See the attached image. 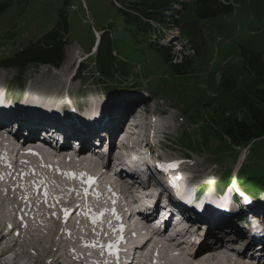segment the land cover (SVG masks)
<instances>
[{
  "label": "rangeland",
  "instance_id": "374dc122",
  "mask_svg": "<svg viewBox=\"0 0 264 264\" xmlns=\"http://www.w3.org/2000/svg\"><path fill=\"white\" fill-rule=\"evenodd\" d=\"M10 1V6L0 9V61L32 46L60 22L63 23L64 18L60 14L64 11L68 33L61 34L65 44V58L60 67L31 63L24 69L22 78L26 87L16 93H22L17 102L8 95L7 89L8 81L17 75V68L0 65V109H6L0 111L4 114L0 117L5 122H8L6 118L9 117L6 115L9 111L13 112L19 105L24 107L23 111L34 109L37 114L41 112V117L46 121H58L67 128L68 125H79L81 130H77V127L73 129L80 132L82 126H89L79 123L84 112H90L91 115L107 113L128 104L126 112L133 113L138 103H149V111L144 118L149 119L147 121L150 126L158 121L169 123L170 133H155L151 127L147 142L142 143L143 148L145 144L148 146L138 156H142L149 168L154 170L159 169L158 162H178V167L173 171L164 175L155 174V177L161 179L160 185L187 201L191 211L197 213H191L192 218H206L207 222H203L206 228L218 225L226 229L236 226L246 229L247 223H242L232 202L238 187L244 191L241 183L236 184L235 175L239 169L241 182L250 172L264 165V138L253 143L250 149L229 146L231 144L222 137L219 126L221 122H227L229 117L234 116V109L231 96L224 93L222 86H231L226 77L233 78L238 89L251 81V75L241 56V47L264 56V0H219L224 4H231L234 12L198 21L197 26L202 31L195 39V48L185 41L192 68L182 75L174 72L162 60L156 45L152 46V36L161 39L159 35H151L150 28L147 31H137L134 24L125 22L113 0H69L67 5L64 4L65 0H0V6ZM183 1L189 2V6L182 11L181 22L196 21L193 5L195 0ZM103 32L107 34L102 50L114 52L113 56L116 53V66L121 68L122 75L129 78L126 82L114 77L115 83H121L118 84L117 93L110 98H106L99 89V73L94 62L96 54L92 53L93 47L98 43L96 33H100V36ZM178 33L176 29L165 30L164 43L169 45L172 42L175 45ZM100 39L102 40L101 37ZM183 50L186 51V48L181 45L171 50L173 64H180L179 55ZM85 58L77 72L76 65ZM236 115L241 117V112ZM150 144L153 145L149 146ZM58 158L60 161H67L65 158ZM70 163L74 162L65 164L67 166ZM44 167L41 164H29L23 168L20 176L15 174V180L8 182L4 181V177L11 167L6 160H0V250L7 249L10 237L23 230L20 220L31 223L33 227L29 236L30 245L24 247L23 256L15 259L14 264H57L56 261L62 257L59 256L56 260L62 250L59 248L61 236L66 234L70 240L75 238L73 232L68 230L65 209L69 212L83 202L82 208L84 207L86 216L83 223H93V216H100L101 219V215H105V209L91 212L90 205L86 204L89 199L101 201L96 193V196L89 193L93 187L87 188V177L81 179L72 167L70 172L76 173L79 178H67L64 173ZM224 171H232L230 184L222 191L217 190L216 181L223 176ZM168 177L175 179L174 182ZM77 184L82 190L70 191ZM45 189L49 193L47 197L44 195ZM261 197H264L263 194ZM42 198L46 200L42 202ZM260 207H264V202L248 206L255 216ZM94 208L100 210L102 207ZM100 219L93 224H98ZM250 221L248 225L252 224L254 229L258 226L264 229V224L260 221ZM6 223L9 226L3 231ZM105 224L98 225L101 227L98 233H102V226ZM120 224L121 221L117 222V226ZM83 227L82 233H88L94 226ZM247 232L253 231L247 228ZM85 240L89 241V238ZM63 242L66 244V251L68 243ZM76 251L75 255L83 252Z\"/></svg>",
  "mask_w": 264,
  "mask_h": 264
},
{
  "label": "trees",
  "instance_id": "16d2710c",
  "mask_svg": "<svg viewBox=\"0 0 264 264\" xmlns=\"http://www.w3.org/2000/svg\"><path fill=\"white\" fill-rule=\"evenodd\" d=\"M68 1L65 0L64 4L67 5ZM118 2L123 6V9L119 11L124 16L125 22L134 24L137 31H147L149 28L151 32L156 31L151 26L153 22L163 30L161 33L158 30L161 37L165 34L166 29L178 28L181 38L189 43H194L201 32L197 26L198 21L183 24L180 22L182 12L175 6L179 5L182 9H186L188 3L179 2V0H118ZM193 4L199 20L229 15L234 11L231 4H224L218 0H196ZM10 5L11 1L1 5L0 9H6ZM60 15L64 18L63 23L60 22L56 28L36 44L17 52L13 57L7 58L6 62L24 68L30 63H60L64 53L62 33L68 32L66 14L62 12ZM102 43L95 60L96 69L99 73L97 80L103 95L110 98L118 91L112 80L121 74V68L116 66L112 51L109 53L102 50ZM151 43L152 46L158 47L162 60L171 65L176 73L182 75L191 68L185 53L180 54L181 65L172 64L174 58L171 55L172 46L160 45L159 40H154ZM241 56L246 70L251 75V81L237 89L235 80L230 77L227 78L231 86L224 84V91L232 98L234 116L229 117L227 122H221L219 126L222 129V137L236 147H246L253 141L264 137V56L246 47H241ZM117 78H121V76L119 75ZM23 86V80H18L11 83L9 88L13 95L18 96L16 93L23 91ZM238 112H241V117L236 115ZM223 176L216 184L218 190H223L230 184L231 172H226ZM237 182L244 186V191L241 189L243 193L252 199H257L260 194L264 195V165L260 169L250 172L241 182L238 175ZM238 199V196L235 195L233 200L236 203Z\"/></svg>",
  "mask_w": 264,
  "mask_h": 264
},
{
  "label": "bare ground",
  "instance_id": "6f19581e",
  "mask_svg": "<svg viewBox=\"0 0 264 264\" xmlns=\"http://www.w3.org/2000/svg\"><path fill=\"white\" fill-rule=\"evenodd\" d=\"M32 103H35V102H32ZM39 103V102H38ZM13 105V104H12ZM38 107V106H37ZM123 108H118L117 110L114 109L112 110V112H107V113H96L94 116H92V120L95 121L96 123L95 124V127L98 126V129H101V131H105L107 130L105 127H107L108 125V128H110L111 126H113V121L116 120L120 115H121V110ZM34 110V109H33ZM41 111V110H39ZM2 112V111H1ZM5 113V112H4ZM127 113V112H126ZM9 114V113H8ZM38 117H41L42 116V113L39 112L37 114ZM48 118V117H46ZM53 118V117H52ZM7 119V118H6ZM146 120H149L147 118H145ZM45 120V119H44ZM4 121V120H3ZM46 121V120H45ZM58 122V121H57ZM67 123V122H66ZM75 123V122H74ZM111 123V124H110ZM119 123V122H118ZM152 123V122H151ZM154 123V122H153ZM66 127V126H65ZM152 127V132H155V133H164V134H168L170 132H168V128H169V123L167 124L166 122H162V121H158V122H155L154 123V126L151 125ZM87 129H90V128H86ZM91 130V129H90ZM125 131V128L123 130V132ZM77 134V133H76ZM35 133L34 132H29L26 134V137H34ZM120 137V135L116 138L115 142L117 141V139ZM136 137H137V133L135 132V130H132V133L127 136V138L125 139V145H128V144H132L130 147H128L130 149V152H131V159H128L126 160L127 163H136V158H138V153L139 151H137L135 149V145L134 144H137L136 143ZM40 141V140H39ZM29 143H35V142H29ZM116 144V143H115ZM148 144H145V148H147ZM142 149L140 150H143L145 148H143V145L141 147ZM86 153H89V152H86ZM143 153V152H142ZM141 153V154H142ZM140 154V155H141ZM124 159V157L122 158ZM7 162V161H6ZM72 162V161H70ZM26 163H29V164H32V163H36V164H41L42 166L45 165V167H49L50 169L54 170V171H57V173H60V170L64 169L65 173H69L70 171V168L72 167L74 172L76 171V173H85L87 175H85L84 177H87V176H92L88 166L84 163H77V162H74V163H70L69 165L66 166V164L64 162H61L60 160H58L57 158H55L54 156L52 155H47L46 158H41V157H38V158H34L32 160H30L29 162H26ZM121 163H124L121 161ZM68 164V163H67ZM44 167V168H45ZM46 167V168H47ZM130 167V166H128ZM152 167V166H151ZM130 168H134V166L130 167ZM48 170V169H47ZM56 173V174H57ZM20 175V174H19ZM80 177V175H78ZM67 177V175L65 176ZM93 177V176H92ZM155 177V176H154ZM68 178V177H67ZM65 180V178H64ZM151 186H149L150 188ZM151 199V198H150ZM153 201L157 199V197H153L152 198ZM98 201V200H97ZM93 204V203H92ZM175 205H180L178 204V202H175ZM182 210H184L183 214L184 215H189V213L187 212V207H184L182 205H180ZM99 209H102V208H99ZM84 209L82 208V210L80 212H82ZM194 213V212H193ZM202 217V216H201ZM193 221H195L193 219ZM116 222V220H109V221H106L104 223H106L104 226H102V233L103 231L106 229H109V225H114ZM199 223V228L205 230L202 222H198ZM96 225V224H95ZM95 225H93L95 227ZM248 226V225H247ZM93 227V228H94ZM98 226L96 225V229L97 231L99 230V228H101L100 226L97 228ZM228 227V226H227ZM250 227L252 228L253 232H254V227L252 226V224H250ZM92 228V229H93ZM232 229V228H230ZM249 229V228H248ZM116 231H113L112 233H110L108 236H112L115 234ZM256 233L257 235L260 236V238L262 239L261 241L259 240H256L254 241L255 245H252V253L256 256H260L261 255V251L260 249H262V247L264 248V229L263 228H260L258 227L257 230H256ZM218 232L217 231H208L207 232V235H214L215 237L217 236ZM230 234V233H229ZM219 236V235H218ZM231 236H228L226 239H230ZM251 240H249V238L246 239L245 242H248ZM211 241L209 242H205L204 244H206V246H211L210 245ZM246 244V243H245ZM15 246V245H13ZM12 247V246H11ZM99 250L101 248H98ZM210 251H213V250H209ZM141 253V252H140ZM263 254V253H262ZM3 255V254H2ZM0 255V256H2ZM154 258L152 260V263L153 264H189L188 263V257L185 256V255H182V254H179L177 252H175V250H173L172 248L170 247H165L164 245L162 244H157V246L154 248ZM223 260V259H222Z\"/></svg>",
  "mask_w": 264,
  "mask_h": 264
},
{
  "label": "snow or ice",
  "instance_id": "6c2138e0",
  "mask_svg": "<svg viewBox=\"0 0 264 264\" xmlns=\"http://www.w3.org/2000/svg\"><path fill=\"white\" fill-rule=\"evenodd\" d=\"M22 163H26V162H22ZM9 167H11V165L9 164ZM160 167H167V168H175V167H178V162H174V163H171V164H168L167 166L165 165H160ZM21 175H27V173H21ZM64 175H67L68 177L72 178V177H75L77 174L76 173H72V172H69V173H64ZM80 175V178L83 179L85 175V173H81L79 174ZM2 178V177H0ZM96 181V178L95 177H92V176H87V183L89 185H92L94 184ZM26 187V185H25ZM70 191H75L74 189L70 190ZM111 188H109V192H111ZM85 194H87V189H85ZM44 195L47 197L49 195L48 193V190L45 189L44 191ZM97 197H100L102 194L97 192L96 193ZM22 199H25L27 200L28 198L27 197H22ZM59 199V198H57ZM115 202V201H113ZM65 211V216L68 215V211L67 209L64 210ZM113 215L116 216L117 220H121L122 218L117 214L115 213V211H113ZM100 219V216H93L92 217V220H93V223H96L98 220ZM109 227H111V225H109ZM114 231H120L121 233L124 231V226L121 224L120 228L119 229H114ZM120 242H123V237L121 236L120 238ZM85 246L86 247H101V249H104L105 247L107 248V251L110 255H114L116 256L117 260H118V254H119V247H118V244L117 243H110L108 244L107 246H104V245H97L96 242H92L91 244L89 243H85ZM94 264H100L99 261H95ZM104 264H108L107 261L104 262Z\"/></svg>",
  "mask_w": 264,
  "mask_h": 264
}]
</instances>
